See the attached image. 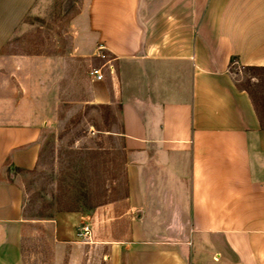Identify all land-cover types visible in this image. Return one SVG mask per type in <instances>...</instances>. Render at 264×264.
<instances>
[{
	"label": "crops",
	"instance_id": "crops-1",
	"mask_svg": "<svg viewBox=\"0 0 264 264\" xmlns=\"http://www.w3.org/2000/svg\"><path fill=\"white\" fill-rule=\"evenodd\" d=\"M54 5L0 0V264H264V126L237 79L264 67V0H86L79 52L112 57L91 101L119 107L126 193L28 217L19 175L62 70L8 48Z\"/></svg>",
	"mask_w": 264,
	"mask_h": 264
},
{
	"label": "rangeland",
	"instance_id": "rangeland-1",
	"mask_svg": "<svg viewBox=\"0 0 264 264\" xmlns=\"http://www.w3.org/2000/svg\"><path fill=\"white\" fill-rule=\"evenodd\" d=\"M85 5L86 0H55L51 21L37 20L35 30L16 36L8 48L50 51L59 55L62 70L52 82V107L46 111L49 123L41 136L38 163L19 175L28 217L51 216L71 201L107 202L126 193L119 107L91 101L88 72L104 59L79 52L87 48L78 44L83 31L76 26ZM237 69L238 84L252 94L264 125V69Z\"/></svg>",
	"mask_w": 264,
	"mask_h": 264
},
{
	"label": "built area",
	"instance_id": "built-area-1",
	"mask_svg": "<svg viewBox=\"0 0 264 264\" xmlns=\"http://www.w3.org/2000/svg\"><path fill=\"white\" fill-rule=\"evenodd\" d=\"M97 55L100 58L104 59L106 63L100 66H92L88 73L92 80L102 81L105 79V70H104L105 65H107L111 71L113 70L112 57L106 52H99ZM88 233H89V228L88 226H85L82 228L81 231H79V236H87Z\"/></svg>",
	"mask_w": 264,
	"mask_h": 264
},
{
	"label": "trees",
	"instance_id": "trees-1",
	"mask_svg": "<svg viewBox=\"0 0 264 264\" xmlns=\"http://www.w3.org/2000/svg\"><path fill=\"white\" fill-rule=\"evenodd\" d=\"M249 69H264V67H260V66H247ZM246 89V88H245ZM249 93H250V91L248 90V89H246ZM251 94V93H250ZM251 97L253 98V96H252V94H251ZM253 102H254V99H253ZM255 104V103H254ZM255 107H256V104H255ZM256 109H257V107H256ZM262 120V119H261ZM264 126V125H263ZM82 195H84L85 197L87 196H89L88 194H82ZM102 203H104V202H100V203H98V202H96V203H92L90 200H86L85 202H83L82 204H79V203H77V202H75V201H71V202H69V203H67V204H65V206L62 208V210H66V211H73V210H80L82 207H81V205L82 206H84V207H86V208H89V209H92V208H94V207H96V206H98V205H100V204H102Z\"/></svg>",
	"mask_w": 264,
	"mask_h": 264
}]
</instances>
